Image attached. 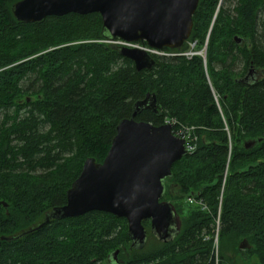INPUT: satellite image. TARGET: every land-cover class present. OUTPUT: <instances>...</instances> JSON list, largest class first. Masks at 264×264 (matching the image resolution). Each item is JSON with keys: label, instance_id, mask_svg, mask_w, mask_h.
Wrapping results in <instances>:
<instances>
[{"label": "trees", "instance_id": "16d2710c", "mask_svg": "<svg viewBox=\"0 0 264 264\" xmlns=\"http://www.w3.org/2000/svg\"><path fill=\"white\" fill-rule=\"evenodd\" d=\"M16 1L0 0V236L63 205L85 159L103 160L116 125L147 93L157 113L141 109L135 120L174 118L197 139L165 180L161 200L173 199L181 216L171 241L143 220L146 242L135 249L123 217L94 210L0 239V264H231L226 249L264 264V0H198L189 39L198 49L208 36L206 64L153 56L141 70L103 41L98 13L23 22L11 11Z\"/></svg>", "mask_w": 264, "mask_h": 264}, {"label": "water", "instance_id": "95a60500", "mask_svg": "<svg viewBox=\"0 0 264 264\" xmlns=\"http://www.w3.org/2000/svg\"><path fill=\"white\" fill-rule=\"evenodd\" d=\"M197 6L198 0H18L11 5V11L16 20L23 22H38L52 15L94 12L101 16L103 34L108 40L118 38L174 50L189 39ZM114 47L133 62L136 70L150 69L155 64L143 48ZM254 75L255 71L250 68L243 80L253 79ZM141 109L157 113L153 94L147 93L135 103L131 116L118 122L102 161L85 159L80 173L66 191L63 205L52 207L37 225L16 236H0V239L20 238L51 220L96 210L123 217L131 247L135 249L142 248L146 242L143 220L149 221L153 237L161 242L171 241L179 226L172 205L161 198L172 164L187 153L185 141L172 133L170 124L153 125L135 120ZM254 143L247 141L245 147ZM1 204L6 207L5 202ZM243 241L240 248L245 247ZM117 253V250L112 253L114 261Z\"/></svg>", "mask_w": 264, "mask_h": 264}, {"label": "built area", "instance_id": "2783aa9c", "mask_svg": "<svg viewBox=\"0 0 264 264\" xmlns=\"http://www.w3.org/2000/svg\"><path fill=\"white\" fill-rule=\"evenodd\" d=\"M106 43L112 44V45H123L127 47H140L143 48L150 56H183L187 59H190L191 57L198 55L201 57L202 61L205 60V48H203L200 51H194V47L196 46V42L190 44V47L186 51H180V52H173L172 50H165V49H156L149 47L145 43H139V42H127L121 39H113V40H103ZM163 124H170L172 127V133L184 139L185 141V148L187 152H191L195 148V144L193 142L196 141V136L193 133V127L184 126L179 123L174 118H165L163 121ZM188 202L193 203V199L188 198ZM199 203V202H198ZM200 204V203H199Z\"/></svg>", "mask_w": 264, "mask_h": 264}, {"label": "rangeland", "instance_id": "374dc122", "mask_svg": "<svg viewBox=\"0 0 264 264\" xmlns=\"http://www.w3.org/2000/svg\"><path fill=\"white\" fill-rule=\"evenodd\" d=\"M220 4H221V6H223V5H230V7H232V2H231V4H229V3H227V2H225V0H221V2H220ZM207 41H208V36L206 35L205 36V38H204V41H203V43H202V45H201V47L200 48H198L197 49V46H195L194 47V51H200V50H202L203 48H205V60H204V62H203V65H205L206 64V48H207ZM194 42H196V40H193V39H188L181 47H179V48H177V49H174V50H172L173 52H180V51H186V50H188L189 49V47H190V44H192V43H194ZM196 45H197V42H196ZM192 58V57H191ZM190 58V59H191ZM234 69L236 70V71H239L240 69H241V62L239 61V60H237L236 62H235V64H234ZM247 74V73H246ZM245 74V75H246ZM166 198H168V199H163L164 201H166V202H169L172 206H173V209H174V211H175V214H176V221H177V224H178V226H179V228H180V219H181V216H180V214H179V212H178V210H177V208L175 207V204H173L174 203V201H173V199H170L169 197H166ZM175 202H178V203H180L181 205V207H183V210H182V214L183 215H185L186 214V212L188 211V209H187V206H186V203H184L185 202V200H178V201H175ZM219 208V207H218ZM217 208V212H219V209ZM218 214V213H217ZM243 241V240H242ZM241 241V242H242ZM244 242V245H245V247H247V243H246V241H243ZM219 247V242H218V238H217V232L213 235V252L216 254L217 253V251H218V248ZM226 254L227 255H229V256H232L231 257V260H230V263L231 264H258V260H257V258L255 257V256H251V257H249V258H246V257H244L242 254H236V253H234L232 250H229V249H226Z\"/></svg>", "mask_w": 264, "mask_h": 264}]
</instances>
